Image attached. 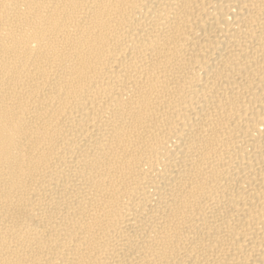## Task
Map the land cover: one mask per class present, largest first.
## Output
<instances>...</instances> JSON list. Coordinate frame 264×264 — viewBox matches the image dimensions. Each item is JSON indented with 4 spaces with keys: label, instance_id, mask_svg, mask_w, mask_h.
I'll use <instances>...</instances> for the list:
<instances>
[{
    "label": "bare ground",
    "instance_id": "obj_1",
    "mask_svg": "<svg viewBox=\"0 0 264 264\" xmlns=\"http://www.w3.org/2000/svg\"><path fill=\"white\" fill-rule=\"evenodd\" d=\"M0 264H264V0H0Z\"/></svg>",
    "mask_w": 264,
    "mask_h": 264
}]
</instances>
